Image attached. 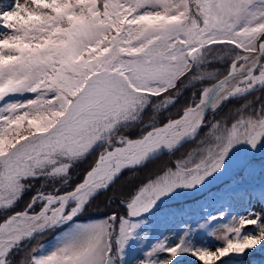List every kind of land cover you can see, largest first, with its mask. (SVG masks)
Returning <instances> with one entry per match:
<instances>
[{"label":"snow or ice","instance_id":"6c2138e0","mask_svg":"<svg viewBox=\"0 0 264 264\" xmlns=\"http://www.w3.org/2000/svg\"><path fill=\"white\" fill-rule=\"evenodd\" d=\"M205 81L198 102L157 125L178 102L174 94ZM256 92L264 93V0H13L0 11V264H15L20 252L28 253L20 264H130L128 249L147 237L148 216L165 198L201 190L241 155L251 174V158L264 149V99L247 101ZM233 100L244 103L231 122L215 119ZM145 116L139 138L124 134ZM204 129L196 148L122 201L123 215L76 223L122 169L174 154ZM96 149L82 181L62 192ZM65 227L50 248L27 249ZM199 227L219 243L197 245L185 231L134 264H180L185 255L193 264H234L264 250V210H220Z\"/></svg>","mask_w":264,"mask_h":264},{"label":"trees","instance_id":"16d2710c","mask_svg":"<svg viewBox=\"0 0 264 264\" xmlns=\"http://www.w3.org/2000/svg\"><path fill=\"white\" fill-rule=\"evenodd\" d=\"M12 2L13 0H0V11L7 10ZM215 67H217L219 71L224 72L227 68V64L223 63ZM210 83L211 82L205 81L203 84H197L196 87H189L187 85L182 87L179 94H174V98L178 101L175 106H169L167 110L157 115V125L167 122L168 119L178 118L186 106L192 104L194 101L198 102L200 89L204 86H210ZM261 99H264V93L262 92H256L254 95L247 97V101L254 106L258 105ZM243 103L244 101L242 100H233L232 102L225 103L219 113L216 114L215 119L221 120L228 117L230 123L236 109ZM148 111L149 114H151V109ZM208 119H213V114L211 112L208 114ZM148 122L149 116H145L144 123L134 128L127 129L124 134L131 139H137L146 130ZM206 131L207 129L201 131L196 140L185 144L174 154H164L157 159L147 162L142 167L124 171L110 190L99 194L91 201L87 209V211H89L88 214L86 211L78 220L94 219L114 213L123 215L125 207L122 201L133 195L141 186L151 179H154L158 174H162L166 168L174 167L178 159L186 156L191 150L196 148ZM100 151L101 149H96L73 168L70 176V184L66 188H61L62 192L71 190L72 187L82 181L85 173L94 165ZM251 160H258L260 162L258 169L251 168V174L244 168L224 178L221 182L212 185L202 193L158 205V210L152 215H162L166 221L164 222L165 226L162 231L155 236L152 241L157 242V237H161L162 240L175 244L179 236L185 231H190V238L193 239L194 243L197 245L213 246L219 242L209 237L205 232H198V225L204 222L206 217L211 214H217L220 210L230 214H246L249 209L261 213L262 210H264V201L260 200L259 192L264 190V157L256 156ZM40 187L41 182L37 181L32 190L23 196V199L18 203L15 211H23L31 197ZM57 187L59 186L57 185ZM48 190L53 191V185L51 183L44 188V191ZM86 214L89 215V217H87ZM0 219H3L2 215H0ZM63 230L51 231V235L46 238L42 244L47 240H54L56 235ZM33 246L34 245L30 243L27 245V249L30 251ZM27 255V252H20L14 257L15 264H19L20 260ZM178 259L180 264H193L194 261V258L190 255H185ZM234 264H264V250L255 251L251 256L243 260L237 258Z\"/></svg>","mask_w":264,"mask_h":264},{"label":"rangeland","instance_id":"374dc122","mask_svg":"<svg viewBox=\"0 0 264 264\" xmlns=\"http://www.w3.org/2000/svg\"><path fill=\"white\" fill-rule=\"evenodd\" d=\"M21 2H22V0H21ZM256 156L264 157V149L257 152L254 157H256ZM259 163L260 162L258 160H251V168L258 169V167L260 166ZM245 164H246V160L243 157V155L236 157L233 159L232 164L228 167V170L223 173V175H219L218 179H215L211 183L206 184V186L203 187L201 190H199V191H196V190L181 191V193L179 195H174L172 198H165L164 202L159 204V205H162V204L167 203V202L176 201V200L181 199V198L191 197V196L198 194V193H202L203 191H205L206 189H208L212 185H215L216 183L221 182L224 178L230 176L231 174L235 173L236 171H241L242 169H244ZM88 212L89 211H87V214H88ZM87 214H86V216L89 217V215H87ZM110 215H112V214H109L107 216L96 217L94 219H85V220H78V218H77L76 223H92V222H96L99 220L107 219ZM116 215H119V214H116ZM165 221L166 220H165L164 216L162 217V215H159V214L156 216H154L152 214H151V216H148V220H147L146 225L144 227V231L148 233L147 237L143 241L139 242L138 245L136 243H133V245L128 249L127 259L129 260L130 264H134L135 260L138 259L140 256H142L143 252L145 250L150 249L151 246L156 243L152 240L155 238V236H157L162 231L163 227L165 226L164 225ZM204 222H201L200 224H203ZM199 225H198V232H200V233L205 232L208 234V231L205 229H201L199 227ZM66 230H67V228H65L63 231H66ZM50 232L51 231L46 232L43 235L38 236L36 239L32 240L30 243H32L34 245L33 247H39L40 245H44L45 247L50 248L55 243L56 239L60 235H62V231H60L56 235V238L54 240H47V241H45L44 244H42L43 241L51 235ZM211 238H213V237H211ZM157 240H162V238L157 237ZM30 243H28L27 245H29ZM23 259L24 258H22L21 260H23ZM19 264H20V262H19Z\"/></svg>","mask_w":264,"mask_h":264},{"label":"water","instance_id":"95a60500","mask_svg":"<svg viewBox=\"0 0 264 264\" xmlns=\"http://www.w3.org/2000/svg\"><path fill=\"white\" fill-rule=\"evenodd\" d=\"M209 113H210V112H209ZM209 113H208V114H209ZM186 144H187V143H186ZM184 145H185V144H184ZM184 145H183V146H184ZM166 153H168V152H166V151L163 152L162 154L159 155V157L162 156L163 154H166ZM152 160H154V159H152ZM150 161H151V160H150ZM144 165H145V164H144ZM138 167H142V166H137V167H135V168H138ZM128 169H134V168H131V167H129V168H124V169H122L120 175H121L124 171H126V170H128ZM120 175H119V176H120Z\"/></svg>","mask_w":264,"mask_h":264}]
</instances>
